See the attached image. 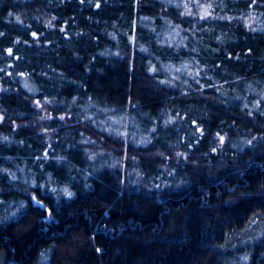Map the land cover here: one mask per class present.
I'll return each instance as SVG.
<instances>
[{"label": "trees", "instance_id": "1", "mask_svg": "<svg viewBox=\"0 0 264 264\" xmlns=\"http://www.w3.org/2000/svg\"><path fill=\"white\" fill-rule=\"evenodd\" d=\"M182 1L0 0L4 264H228L264 227V0Z\"/></svg>", "mask_w": 264, "mask_h": 264}, {"label": "rangeland", "instance_id": "2", "mask_svg": "<svg viewBox=\"0 0 264 264\" xmlns=\"http://www.w3.org/2000/svg\"><path fill=\"white\" fill-rule=\"evenodd\" d=\"M184 6L186 7L187 11L188 10H194L193 8H195L194 6L197 4L196 0H183L182 1ZM192 3H196L195 5H193ZM199 6V4H197ZM201 9V8H200ZM253 18H251L249 24L252 22ZM195 74H198V71L195 70ZM22 85L23 88L28 92V93H35L36 91V87L34 86V84L29 81V79H23L22 80ZM259 99H262L264 102V85L263 88L261 90V95H259ZM261 106V104L258 102V100L255 103V107L257 106ZM99 106V105H98ZM264 106V104H263ZM121 124L123 125V128L125 127V119L122 118L121 119ZM114 124V123H113ZM135 129H137L136 127H134ZM136 133H138L136 130L134 132L131 133V135H135ZM261 238H264V227L260 228L257 232L255 231H246L243 236H236L234 239V244H232L231 246H229L225 251L228 250V264H247L249 262L250 256L253 252V244L260 240ZM49 257V253L48 251H44L42 252V256H41V260H40V264H44V262H46L48 260ZM5 262V257L4 255L0 252V264H4ZM43 262V263H42Z\"/></svg>", "mask_w": 264, "mask_h": 264}, {"label": "snow or ice", "instance_id": "3", "mask_svg": "<svg viewBox=\"0 0 264 264\" xmlns=\"http://www.w3.org/2000/svg\"><path fill=\"white\" fill-rule=\"evenodd\" d=\"M253 3H255V0H253ZM206 15H207V13H206ZM33 35H35V34H33ZM9 52H11V50H9ZM223 139H224L223 137H220L221 142H223ZM68 195L71 196V193H68ZM37 203H39V202L37 201Z\"/></svg>", "mask_w": 264, "mask_h": 264}]
</instances>
